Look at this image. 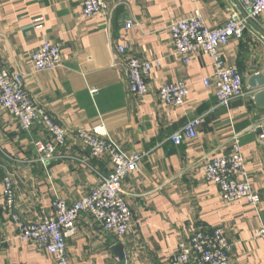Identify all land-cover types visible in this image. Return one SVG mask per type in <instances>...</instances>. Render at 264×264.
<instances>
[{
  "label": "crops",
  "instance_id": "crops-1",
  "mask_svg": "<svg viewBox=\"0 0 264 264\" xmlns=\"http://www.w3.org/2000/svg\"><path fill=\"white\" fill-rule=\"evenodd\" d=\"M84 0H0V68L21 73L28 96L65 132L56 158L38 160L34 142L52 143L41 123L30 134L18 120L0 111V264H56L33 243L20 242L8 213L4 181L10 179L16 214L28 225L51 215L52 203L86 197L108 175L107 158L93 159L80 134L97 131L124 151L144 154L139 173L127 177L122 192L132 212L125 240L102 229L89 215L67 239L70 264H121L115 249L124 248L126 264H169L182 242L196 231L222 229L232 245L230 264H264V244L256 237L264 226V108L254 102L251 78L264 72V15L251 23L241 40L222 49L228 65L243 76L246 96L219 107L203 81L214 70L199 54L184 65L175 55L169 25L201 11L211 29L234 13L230 0H108L109 17L87 19ZM43 19L37 29L36 20ZM128 22L133 23L126 29ZM61 45V67L35 72L31 55L44 43ZM128 48L117 54V46ZM159 63L147 79L148 94L130 92L126 59ZM184 82L189 96L181 107L159 100L160 88ZM203 117L195 140L176 147L170 137L190 120ZM239 137L252 186L261 197L258 211L244 202L225 203L203 174L213 156L229 155ZM86 161L90 168L82 163Z\"/></svg>",
  "mask_w": 264,
  "mask_h": 264
},
{
  "label": "built area",
  "instance_id": "built-area-1",
  "mask_svg": "<svg viewBox=\"0 0 264 264\" xmlns=\"http://www.w3.org/2000/svg\"><path fill=\"white\" fill-rule=\"evenodd\" d=\"M230 1L234 2L235 11L220 27L209 28L199 10L187 19L172 22L168 27L175 55L184 65H189L199 54L211 59L214 72L203 84L213 90L219 107L223 108H228L231 102L247 94L239 68L225 62L222 49L234 40H241L249 25L258 23L264 15V0ZM83 16L87 19L110 18L108 0H84ZM35 23L37 29L43 28V19ZM132 27L133 23L126 24V29ZM258 39L264 42V35L260 33ZM116 51L118 55L125 56L128 48L118 45ZM31 63L35 72L40 73L61 67V45L44 43L31 55ZM157 67H160L159 63L152 64L136 57L126 59V75L133 95L144 97L148 94L147 79ZM23 79L21 73L0 68V111L5 110L13 115L24 134H30L37 123L45 127L53 142L35 141L34 146L38 154L37 162L47 165L56 158L57 147L64 144L65 132L28 96ZM158 95L163 105L181 107L189 96V87L184 82L168 83L160 88ZM203 122V117L190 120L170 137V141L178 147L185 140H195ZM80 137L89 149L91 158H107L112 166L108 175H98V184L82 200L69 204L57 197L52 203L51 215L26 225L15 212L11 180L4 181L6 207L18 231L16 238L20 242L33 243L50 255L56 264H70L67 239L77 233V222L84 214L89 215L104 231L114 234L119 241L126 239L133 226L132 212L123 196L122 183L127 177L139 173L145 155L130 154L107 135H100L97 131L81 133ZM261 138L264 139V135ZM82 163L90 168L88 162ZM202 170L205 178L218 187L225 203L244 202L258 211L261 197L252 186L238 136L233 138L229 155L209 158ZM256 237L264 244V226ZM231 251L232 245L222 229L211 233L196 231L189 241L179 244L169 264H230Z\"/></svg>",
  "mask_w": 264,
  "mask_h": 264
},
{
  "label": "water",
  "instance_id": "water-1",
  "mask_svg": "<svg viewBox=\"0 0 264 264\" xmlns=\"http://www.w3.org/2000/svg\"><path fill=\"white\" fill-rule=\"evenodd\" d=\"M250 88L257 92L254 96L255 104L264 108V72L254 75L250 80ZM115 254L121 264H126L124 248L120 245L116 247Z\"/></svg>",
  "mask_w": 264,
  "mask_h": 264
},
{
  "label": "rangeland",
  "instance_id": "rangeland-1",
  "mask_svg": "<svg viewBox=\"0 0 264 264\" xmlns=\"http://www.w3.org/2000/svg\"><path fill=\"white\" fill-rule=\"evenodd\" d=\"M83 5H84V3H83Z\"/></svg>",
  "mask_w": 264,
  "mask_h": 264
}]
</instances>
